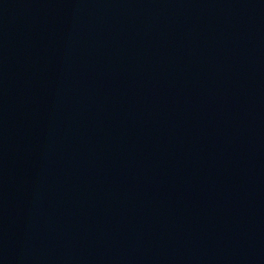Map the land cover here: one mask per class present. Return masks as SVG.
<instances>
[{"label":"water","instance_id":"95a60500","mask_svg":"<svg viewBox=\"0 0 264 264\" xmlns=\"http://www.w3.org/2000/svg\"><path fill=\"white\" fill-rule=\"evenodd\" d=\"M68 264H264V0H203L132 117Z\"/></svg>","mask_w":264,"mask_h":264}]
</instances>
